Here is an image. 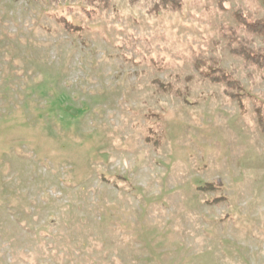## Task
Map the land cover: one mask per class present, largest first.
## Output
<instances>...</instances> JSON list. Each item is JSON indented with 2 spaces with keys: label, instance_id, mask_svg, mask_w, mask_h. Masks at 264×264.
I'll return each mask as SVG.
<instances>
[{
  "label": "rangeland",
  "instance_id": "374dc122",
  "mask_svg": "<svg viewBox=\"0 0 264 264\" xmlns=\"http://www.w3.org/2000/svg\"><path fill=\"white\" fill-rule=\"evenodd\" d=\"M148 3L0 0V264H264L252 98L195 68L211 58L264 102V70L222 35L264 3ZM175 79L182 97L157 90Z\"/></svg>",
  "mask_w": 264,
  "mask_h": 264
},
{
  "label": "trees",
  "instance_id": "16d2710c",
  "mask_svg": "<svg viewBox=\"0 0 264 264\" xmlns=\"http://www.w3.org/2000/svg\"><path fill=\"white\" fill-rule=\"evenodd\" d=\"M89 5L95 2L103 8H107L110 0H86ZM137 2L138 0H132ZM264 3V0H262ZM182 0H149L146 4V13L153 15L158 14L163 10L169 12H176L181 8ZM86 13L91 16L94 11L86 10ZM234 19L237 26H231L222 29V35L226 40V45L229 48L230 53L240 58L243 61L244 67L248 69L264 70V48L253 47L254 36L264 37V18H255L252 13L243 12L240 8L233 12ZM58 22L61 23L64 28L69 32H75L79 28L71 25L63 17L58 18ZM195 68L200 73L203 80L209 81L212 84L222 86L223 95L231 100H236L240 107H243V97L252 98V111L256 117V121L259 125V129L264 136V102L249 96L244 92L241 82L235 77L234 71H226L211 59H201L195 61ZM157 84V90L162 92H168L177 97H182L183 93L179 90V80L175 79V84H164L159 81ZM216 187L213 184H206L203 190H212ZM217 198H214V200ZM220 199V198H219Z\"/></svg>",
  "mask_w": 264,
  "mask_h": 264
}]
</instances>
